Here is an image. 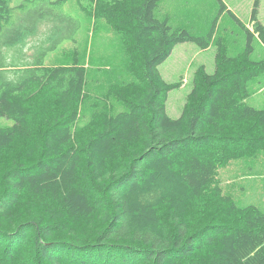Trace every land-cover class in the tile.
Masks as SVG:
<instances>
[{"label": "trees", "instance_id": "obj_1", "mask_svg": "<svg viewBox=\"0 0 264 264\" xmlns=\"http://www.w3.org/2000/svg\"><path fill=\"white\" fill-rule=\"evenodd\" d=\"M86 1L128 45L116 59L123 69L100 71L102 95L91 66L45 63L78 42L66 0H0V118L14 122L0 130V264H264V211L226 197L203 217L198 207L205 192L222 194L221 169L264 155V109L247 103L264 75V60L251 58L253 40L264 44L261 0L253 32L243 27L245 52L230 56L217 43L214 73L195 72L178 118L167 101L182 84L159 68L179 44L208 49L213 33L160 18L165 0ZM46 93L54 106L47 123L35 122Z\"/></svg>", "mask_w": 264, "mask_h": 264}, {"label": "rangeland", "instance_id": "obj_2", "mask_svg": "<svg viewBox=\"0 0 264 264\" xmlns=\"http://www.w3.org/2000/svg\"><path fill=\"white\" fill-rule=\"evenodd\" d=\"M25 1L13 0L12 5L15 7ZM254 2L255 0H224L228 10L234 13L241 24L228 12L222 13L219 0H180L170 4L169 7L166 6L176 16L177 26L188 29L195 36L213 33L215 40V43L206 50L194 43L179 44L171 57L160 66V72L167 83L182 84V87L169 93L167 112L172 118L181 116L187 96L193 88L195 72L204 67L206 72L214 73L217 43H222L230 56L245 52L248 39L243 27L253 32L251 15ZM91 9L92 6L86 0H66L63 12L80 23L77 33L78 42L65 41L56 52L47 57L45 63L50 66H59L79 62L91 66L94 72H99L93 76L100 79L97 83L93 81V89L95 93L101 94L105 91L103 85L107 87L109 84L106 81L107 74L100 71H108L112 74L116 67L123 69L124 63L116 62V59L119 54H122L123 47L128 45L119 46L111 26L97 19L98 17L90 15L88 10ZM258 18L264 24V0H261ZM34 42L35 40H31L30 44ZM252 44L254 48L252 60H264V44L257 37ZM249 88L252 95L247 103L255 108L264 109V75L251 81ZM50 96L52 95L46 93L42 95L46 99L36 103V109L33 110L35 122L38 119L40 122L47 123L46 119L49 116L47 112L54 106ZM13 123L10 119L0 118V130L11 127ZM41 126L36 128L35 137L41 135ZM217 185L220 186L222 194L217 195L218 193L214 192L217 196H213V190L205 192L198 203V207L202 209L199 216L203 217L204 212L209 214L213 212L218 203L223 206L222 197L234 201L239 207L254 205L264 211V155L232 161L227 167L221 169L217 177ZM120 254L122 253L116 252L113 259H117ZM95 255L98 257L97 252ZM110 261L111 258L106 261V264H111ZM135 263L136 257L133 259V264Z\"/></svg>", "mask_w": 264, "mask_h": 264}, {"label": "crops", "instance_id": "obj_3", "mask_svg": "<svg viewBox=\"0 0 264 264\" xmlns=\"http://www.w3.org/2000/svg\"><path fill=\"white\" fill-rule=\"evenodd\" d=\"M177 1H180V0H165L161 3V6H160V10H159V13H158V16L162 19H168L169 21H171L172 23L174 24H177L175 22V18L176 16L173 14V12L171 11V9L167 8L166 6L169 7L170 4L172 3H175ZM166 13V15H165Z\"/></svg>", "mask_w": 264, "mask_h": 264}, {"label": "bare ground", "instance_id": "obj_4", "mask_svg": "<svg viewBox=\"0 0 264 264\" xmlns=\"http://www.w3.org/2000/svg\"><path fill=\"white\" fill-rule=\"evenodd\" d=\"M1 13V12H0ZM9 32V31H8ZM4 35H5V33H4ZM6 37V36H5ZM153 81V80H152ZM156 83V82H155ZM43 94V93H42ZM145 94V93H144ZM48 99V98H47ZM43 114V113H42ZM259 130V129H258ZM261 130V129H260ZM4 229V228H3ZM7 229H8V227H7ZM6 229V230H7ZM5 230V231H6ZM14 230V229H13ZM31 234V233H30ZM32 235V234H31ZM33 235H35V234H33ZM4 238V237H3ZM34 239V238H33ZM33 239H31L32 241H34ZM29 242V241H28ZM32 244H35L34 242L32 243ZM30 248V247H29ZM17 249V248H16ZM174 251V250H173ZM26 252H27V250H26ZM96 254V253H95ZM27 255H28V253H27ZM28 257V256H27ZM38 257V256H37ZM45 258V257H44ZM40 259V258H39ZM181 261V260H180Z\"/></svg>", "mask_w": 264, "mask_h": 264}]
</instances>
